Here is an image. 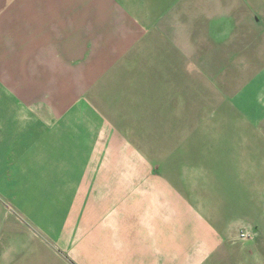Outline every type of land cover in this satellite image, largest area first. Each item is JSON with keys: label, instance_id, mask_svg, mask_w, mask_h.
<instances>
[{"label": "crops", "instance_id": "crops-1", "mask_svg": "<svg viewBox=\"0 0 264 264\" xmlns=\"http://www.w3.org/2000/svg\"><path fill=\"white\" fill-rule=\"evenodd\" d=\"M151 64L190 65V82L206 83L204 92L195 85L190 95L214 101L201 130L190 132V158L174 152L172 140L155 141L167 142L172 152L152 160L190 161L189 200L179 198V180L168 165L99 168V157L115 160L117 146L89 135L87 116L96 110L92 98L101 85L133 79L134 66ZM0 65L16 74L10 90L15 134L29 130L18 103L35 120L31 104L39 101L55 130L82 139L68 144L82 146L80 158L50 148L41 157L29 154L33 164L12 169L26 184L10 186L14 192L15 183L24 184L17 192L49 216L52 206L70 210L63 223L74 225L75 264H243L264 242V0H0ZM38 117L48 128V117ZM42 138L50 145L48 135ZM93 143L111 150L84 151ZM61 193L64 202L54 196L50 204L51 194ZM10 221L11 233L0 232V264H34L44 243L33 233L24 237L18 221ZM240 231L249 236L242 239ZM63 240L61 234L60 245ZM8 241L11 249L3 253Z\"/></svg>", "mask_w": 264, "mask_h": 264}, {"label": "rangeland", "instance_id": "rangeland-1", "mask_svg": "<svg viewBox=\"0 0 264 264\" xmlns=\"http://www.w3.org/2000/svg\"><path fill=\"white\" fill-rule=\"evenodd\" d=\"M133 69L136 70L135 73L130 75L133 79L104 82L98 89L99 96L92 98L96 110L91 111L87 116L88 123L91 126V134H89L91 139H94L93 141L99 139L103 142L107 140L109 145L114 144L117 146L114 149L117 154L115 160H108L107 156H101L99 157L101 160L98 162L99 168L115 166V170H124L140 168L146 164L148 168H166L168 165L167 168L175 170L174 174H176V179L179 180V198L189 200L190 161L189 163L186 159H184L186 161H183L182 159L185 157L182 156H177V159L173 162L152 160L153 157L165 156L172 152V147L167 142L157 145L155 141L161 143L172 140L174 152L176 151L179 155H188L190 158V144L187 145L190 142V132L196 133L197 130H201L203 121L209 119L210 112L208 110L214 105V101L209 95H190L191 87L198 85L204 92V85L206 84L202 81L190 82V65L161 66L151 64L134 66ZM10 70L11 66L0 65V121L4 123V138H0V232L11 233L10 227L13 225H11L10 220L13 218L18 221V231L23 232L24 237H28V234L33 233L36 239L39 238L44 243L43 249L40 248L42 249L41 252L34 254L37 260L39 258L42 260L43 256L46 257L44 264H75L73 241L69 239V237H73L74 225H64L63 223L65 216L70 217V210L52 206L49 210V216V212L36 203L30 207V204H27L26 193H19L24 191L23 185L26 182L24 183L22 180H27V178L20 175L19 177L13 176L12 169L13 165L19 170L27 168L30 163L27 159L28 155L37 152L41 157L44 154L43 151L46 153L45 148H50L57 154L79 155L77 158H80L81 150L79 146L81 145L68 144L79 142L82 139L80 137H66L63 130H55L57 124L55 119L48 110L47 113L41 114L43 106L40 105L39 101L31 104L35 109V120L26 112H22V103H18L19 120L29 122V130L27 128L19 129L18 134H15L14 129L12 130L10 127L13 123L12 117L15 115L11 112V106L16 109L17 102L12 99L10 90L13 85L12 77L16 74L12 75ZM18 76L20 77V75ZM227 84L233 87L235 81L228 80ZM208 90L207 87L205 92L207 93ZM230 90L231 88L228 89V92ZM38 116L48 117V128L38 124L37 121L41 120ZM32 132L36 133L37 137H34ZM43 134L48 135L50 140L47 143L50 145L45 147L42 145ZM30 136L31 138H29ZM144 141H146L148 149L150 148L149 151L146 150V154L141 150ZM62 142L64 143L62 144ZM51 144L53 145L51 146ZM35 146H38L37 150H34ZM89 146L90 148H84V151L92 149L93 152L106 154L111 150L108 146L101 144L96 145L93 143L92 146ZM42 148L45 150L42 151ZM122 153L126 155L119 156ZM138 154H141L144 158L146 157V159L139 160ZM54 162L51 161V168L55 167ZM72 163L75 165L76 162ZM30 164H33V162ZM67 168L71 167L68 165ZM13 180L24 183L18 184V187L15 183L13 186L14 192L11 191L10 187ZM21 195L23 201L21 200L17 204L16 197ZM72 195L74 194H66L68 198ZM54 196L59 197L60 202H64V193L51 194L50 204L58 200L54 199ZM66 203L68 206L70 205L69 201ZM44 211H46L47 218ZM61 234L66 240H63L60 245L59 237ZM239 234H244V236H241L242 239L249 236V233L244 231H240ZM231 243L229 242V244ZM253 243L256 245V242ZM6 244L3 247V253L11 249L9 241ZM36 244L38 245L37 240ZM37 245L34 246L36 251ZM232 246H234V243L230 247ZM243 247L250 248L249 245L245 246L244 244ZM26 252L24 251V255ZM37 260L34 264H41ZM242 261H244L243 264H264V242H261L260 246L253 251L252 257H244Z\"/></svg>", "mask_w": 264, "mask_h": 264}, {"label": "built area", "instance_id": "built-area-1", "mask_svg": "<svg viewBox=\"0 0 264 264\" xmlns=\"http://www.w3.org/2000/svg\"><path fill=\"white\" fill-rule=\"evenodd\" d=\"M241 236H244V234H241Z\"/></svg>", "mask_w": 264, "mask_h": 264}]
</instances>
